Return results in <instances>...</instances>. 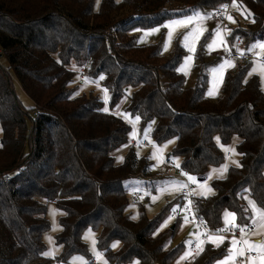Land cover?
<instances>
[{
    "label": "trees",
    "instance_id": "1",
    "mask_svg": "<svg viewBox=\"0 0 264 264\" xmlns=\"http://www.w3.org/2000/svg\"><path fill=\"white\" fill-rule=\"evenodd\" d=\"M230 1L101 0L95 11L93 0H0V56L7 63L6 69L0 65V264H51L75 255L92 264L82 237L86 229L96 233V248L107 264H173L185 251L181 242L173 244L180 219L162 227L183 199L174 197L148 217L143 202L131 201L124 185L151 177L149 159L138 157L133 146L122 163L111 156L129 143V124L112 112L124 95L140 131L154 121L153 142L173 139L168 156L197 180H206L209 169L229 156L222 148L239 140L240 167H228L223 178L212 180L210 195L194 197L211 229L221 226L226 210L238 224L248 223L247 196L264 208V91L249 75L248 61L236 62L210 99L207 65L197 66L195 84L185 87L177 71L182 48L174 46L165 56L158 45L138 46L129 34ZM236 3L244 19L229 40L241 38L245 46L264 40V0ZM76 64L84 67L86 81L107 90L105 102L92 89L75 94L81 83H75ZM9 72L32 101L30 108L16 97ZM130 202L137 205L136 219ZM49 203L62 212L54 237L61 250L51 260L42 255ZM203 248L188 264H214L227 254L225 243Z\"/></svg>",
    "mask_w": 264,
    "mask_h": 264
},
{
    "label": "rangeland",
    "instance_id": "2",
    "mask_svg": "<svg viewBox=\"0 0 264 264\" xmlns=\"http://www.w3.org/2000/svg\"><path fill=\"white\" fill-rule=\"evenodd\" d=\"M100 2H101V0H98V2H97V0H93V8H95V11H97L99 9L98 7L100 5ZM230 3L232 5V0L230 1ZM236 5H238V4L236 3ZM195 10L200 11L202 14L212 13L211 10L209 11L206 9H195ZM192 13L193 12L186 14V15H191ZM228 15H230L233 18L234 22L230 23L229 20L226 19V17L224 18L225 20L223 22H216L213 19H207V20L199 22V24L202 25L206 29V31H204V33L200 36L199 41L196 43L194 53H191L192 60L189 61L187 64H185V57L189 56L190 53L182 45V40H183L184 34L187 31H189L191 29V27L196 26V25H190L189 28L180 27V28L174 29L173 35L170 39V42H169L166 50L164 48V45H165V40L168 37V31L169 30L167 28L163 27V25L167 24L170 20L180 19V18L184 17L185 15H181L180 17L167 19V20H165V22H163L159 25L151 26L150 28H144V29L135 28L129 34L136 37V44L138 46H149L150 44L158 45L159 50L165 56L172 52L174 46H179L180 48H182L184 51V54H183L181 61L178 65L179 66L178 68H182V67L184 68V71H179V73L184 78L185 87H191L195 84V82H196L195 81L196 67L197 66L203 67V66L207 65L208 66V70H207L208 82H207L205 96H207L210 99H213V98L217 97L219 92H220L221 86H222L223 81H224L223 78H224L225 74L228 72V70H231L233 67L227 68L224 71L222 79H221L219 73L218 72L214 73L212 70L216 69L218 67V65L222 62V58H226L225 57V49L223 46H220V47L215 48V50L210 51V50H208L206 45L212 40V32H213V30L217 29L218 25L220 26L221 29H227V30L231 31V29L236 27L237 23L241 24L243 22V19H244L243 9H241V11L239 12V14L236 17L233 16V14H228ZM153 28H158L159 30L156 32H151L150 30ZM230 31H228L227 34L224 35V40H225L226 44H228L229 42H234L236 40V39H234L233 41L229 40L228 36L230 35L229 34ZM259 41H264V40H259ZM188 42L190 43L191 40H189ZM255 42H251V43L247 44L246 46L244 44H242V47H241V51H243L244 53H246L248 55V59L246 61H248V63L250 64V70L253 67V61L254 60L257 61V63L264 62V53H262L261 56H259V57L254 55L255 52H260L261 51L260 49H254L253 52L247 51L248 47ZM236 62L237 61H233L235 66L237 65ZM0 65L4 69L7 68L6 58L3 57L2 55L0 56ZM79 68L84 69V67L76 64L75 67L72 68V70H74L78 73ZM9 75L13 81L12 83H13V87H14V92H15V95L18 98L19 102H21L23 107L27 108V109L30 108L31 106H33L32 101H30L25 96L21 87H19L18 84L16 83V81L14 80L12 72H9ZM252 75L256 76L257 79H259L260 88L262 91H264V86H262V84H261L259 72L257 71L255 73H253ZM77 80L78 81L75 83L79 84V81H81V83H80V86H78L75 94L80 95L83 93H88L92 89V90H95V92H98L100 95L99 97L102 100H104V102H105L106 96H105L104 92L102 91L100 84L86 81L85 69H84V74L82 77H79V75L77 74ZM210 91L213 93L212 95L208 94ZM128 94H130V92H128ZM128 101H129V98L127 97V95L122 96L121 101L118 103L117 106L114 107L112 112L119 115L121 118L123 117V119L129 124L130 129H131L130 133L132 134L131 137H130V135L128 137L129 141H132L134 144H136L135 146H133V149H134L135 154L138 157L142 156V157H146L147 159H149V161L151 163V167H150L151 177L145 178V177L141 176L140 178H132L128 181H125L124 187L126 188V190H128V195H129V198L131 201H132L133 194H141L142 195V198H140V200L143 202V205L145 206L146 215L148 217H153L161 209L162 206L166 205V203L169 202L171 200V198H173L177 194L176 189L171 184L165 183V182L176 181V179L173 180V179H170L172 177L166 178V177L160 176L162 174H165L166 171L168 170V167L166 165V160H167V156L169 155V153H170L171 149L173 148L175 142L173 139L169 140V141H172V143H168L169 141H167L161 145H158L157 143L153 142V140L151 138V131H152V129H153L152 127L155 123L154 121L145 127V129L146 128L148 129L147 134L145 133V129L140 131L139 120L136 121L137 116H131L130 113L127 112L126 106L128 105ZM124 114H127V116H125ZM133 129H135V131H133ZM1 135H2V133L0 131V139H1ZM238 141L239 140L237 138H233L230 142V145L227 146V148H234L235 149V145L238 143ZM165 145H166V147H165ZM158 149H162V151H157ZM153 152L157 153L159 160L155 157L150 158V157H152ZM123 155H124V152L123 153L121 152L120 154H118L115 157V160L117 163H122L123 159L117 160V157H123ZM238 159H239V156H237V154L233 155L231 152H229L228 159L227 160L225 159L221 165L227 163L228 167L235 166V164L232 163V160L238 161ZM160 161H162V162H160ZM221 165L217 166L216 168H210L208 172L209 173L212 172L213 169H219ZM226 172L223 173V176L221 178H223L225 176ZM209 173H208L206 180H203L201 182H199L198 180L196 182H192L194 185V188H196L195 191L199 192L201 190L198 188V183L202 184V183L206 182L207 187H209L211 181L218 177V173H212L211 178H209ZM155 175L160 176V177H157V176L155 177ZM151 185L153 187L156 186L155 187V190H156L155 195L152 194V191L150 189ZM158 186L161 188H164L166 190L163 192H158L157 191ZM210 193H212V191ZM205 194H209V193L206 192ZM153 196L157 197L154 201L152 199ZM248 199H250V198L248 197ZM244 201L246 203V206L248 207L247 200L244 199ZM129 205H130L129 212L131 214V218L136 219L138 217L137 205H136V203H133V202H130ZM46 208H47L46 218H47L48 223L50 224V228L46 233L43 234L42 238H43V243L45 245V251L44 252H47L50 249L54 251L53 256L46 257V258L51 260V259H54L56 256H58L60 254V250H61V247L56 244L54 237L61 230L60 224L58 223V219L62 215V212H60L58 210V208L55 207V205L53 203L47 204ZM248 210H249V214H250L249 216H251V209L249 207H248ZM224 212L221 215L222 222H221L220 227H222V228L224 227V219H223ZM53 222H55V227L53 226ZM246 224L252 225L250 219H249L248 223L239 224V225L244 226ZM252 227H253V225H252ZM252 229H253L252 231L249 230V231H251V233L245 232V238L250 240V237H251L250 234H252L254 231L258 230L259 232L261 231L260 233H261V235H263V240H264V228L254 227ZM89 231H91L93 236L90 239H85L84 238L85 234L88 233ZM237 232H238L237 236L241 235L238 229H237ZM46 237H50L51 242L48 239H46ZM82 237H83V241L85 242V244L87 246L88 252L91 255L92 264H97L95 257L93 256L92 252L90 251L91 239L94 238L96 241V233H94L91 229H86L83 232ZM192 238H193V234L187 233V236L179 237L177 240L175 239L174 242H176V243L182 242L184 245V248L186 250L185 242L189 241V240L190 241L194 240ZM227 238L230 239L233 237H227ZM176 243H174V244H176ZM118 245L119 244H117V246ZM95 247H96V244H95ZM115 248H113V249H115ZM96 250H97V248H96ZM73 257H83V256L75 255ZM73 257H71L66 262H59V261L53 260L51 262V264H69L70 261H72V264H80L79 260L73 261L72 260ZM83 259H84V261L87 262V260L84 257H83ZM133 262L128 263V264H133Z\"/></svg>",
    "mask_w": 264,
    "mask_h": 264
},
{
    "label": "snow or ice",
    "instance_id": "3",
    "mask_svg": "<svg viewBox=\"0 0 264 264\" xmlns=\"http://www.w3.org/2000/svg\"><path fill=\"white\" fill-rule=\"evenodd\" d=\"M98 2V0H97ZM232 6L236 7V0H232ZM228 6L225 5H221V8L226 9ZM211 13L209 14H202L200 11L198 10H194L193 13L191 15H185L184 17L180 18V19H174V20H170L167 24L163 25V27L167 28L168 31V37L165 40V45L164 48L165 50L168 47V44L170 42V39L173 35V30L183 27V28H189L190 25H196L191 27V29L189 31H187L184 36H183V40H182V45L188 50V52L190 53L189 56L185 57V64H187L189 61L192 60V55L191 53H194L195 51V47H196V43L199 41L200 36L204 33V31H206V29L199 24L200 21H204L207 19L211 18ZM250 15V13H249ZM226 19L229 20L230 23L234 22L233 18L230 15L226 16ZM158 28H153L150 31L151 32H156L158 31ZM230 30L227 29H221L220 26H217V29L213 30L212 32V40L206 45V47L208 48V50H215V48L223 46L225 49V52L228 51V46L224 40V35L227 34V32ZM191 40V42L189 43L188 41ZM235 47V45H234ZM254 49H260V52H255L254 55L256 56H261L262 53H264V41H256L255 43H253L252 45H250L247 49L248 52H253ZM237 52L240 55H243V51H241L240 49L237 48ZM234 63L231 59L228 58H222V62L218 65V67L216 69H213L212 71L214 73L218 72L221 79L223 76L224 71L229 68V67H234ZM177 71H184V68H178ZM259 72L260 74V80H261V84L262 86H264V62H260L257 63V61H253V67L252 69L249 71V75H252L255 72ZM103 75H101L99 77V79H103ZM87 79V78H86ZM105 94L107 92V90H104ZM209 95H212L213 93L210 91L208 93ZM103 111L107 112L108 108H104ZM125 116H127V114H124ZM139 120V117H136V121ZM133 131H135V129H133ZM148 129H145V133L147 134ZM131 137V133L129 134ZM151 142V141H150ZM217 142L219 143V138H217ZM168 143H172V141H169ZM155 147V146H154ZM166 147V145H165ZM222 150L225 153H229L231 152L233 155H235V149L234 148H227V147H223ZM157 151H162V149H158ZM242 155V154H241ZM157 158L159 160V157L157 156L156 152H153L152 157L150 158ZM225 159H228V156H225ZM117 160H122V157H117ZM162 162V161H160ZM232 163L236 165V167H240V164L238 161L232 160ZM176 167L179 168V164H176ZM227 163L223 164L220 166L219 169H213L212 172L209 173V178H211L212 173H218V177L217 178H221L223 176V173L227 171ZM181 175L187 176V181L189 182H196L197 178L191 175H187L184 172H181ZM166 184H171L175 189L177 190H185L187 189L188 185L184 182H176V181H171V182H165ZM198 188L201 189L199 192L193 190L191 193L189 192H185L184 194V199L186 201L185 203V210L188 209L191 201L188 200V196L189 195H204L206 192L210 193L212 191V189L210 187H207L206 182L200 184L198 183ZM166 189L161 188V187H157V191L158 192H163ZM245 192H247L248 190L245 189ZM147 194V193H146ZM156 196H153L152 199L153 201L156 199ZM245 199L247 200L248 203V207L251 209V217H250V221L253 225V227H260V228H264V208H260L256 205V203L251 200L248 199V197H245ZM177 211L176 207L172 208V212L175 213ZM134 218V217H133ZM172 219V216L168 217V220ZM224 227L223 228H219L217 229L215 232H208V231H204L201 232L199 229L197 230V232L195 233L197 240H196V244H195V248L192 249L190 247H188L189 245L192 244V241H186L185 245H186V250L183 253L182 256L179 257L177 264H180L181 261L188 259L190 256L193 255H199L202 251H204L203 245L205 243H211L214 247H219L221 244L224 243L225 237L223 235L224 232H230L233 231L235 229H238L241 236L240 239H237L235 236H233V238L229 241V247L227 249V255H225L223 257V259H219L216 261V264H264V240H256V241H252L249 240L247 238H245V232H246V225L242 226L236 223V215L235 213L232 212H228L227 210L224 212ZM168 220H165L164 225L165 226L168 223ZM185 222H187V216H185ZM200 224L203 225L204 222L201 220ZM53 226L55 227V222H53ZM206 229V226H205ZM191 235V234H190ZM93 236V234L91 233V231H89L88 233L85 234V239H90ZM201 236H206V239H200L199 237ZM46 239H48L51 242V238L50 237H46ZM119 242L116 241L114 242L111 246L113 248H115L117 246ZM96 241L95 239H91V245H90V251L92 252L93 256L95 257L97 264H107V260L104 259L103 257V253L98 252L96 250L95 247ZM252 253H255V257H253ZM43 256L45 257H51L54 255V251L53 250H49L47 252H43L42 253ZM241 258V259H237V258ZM73 261L79 260L80 264H87L86 261H84L83 257H73L72 258ZM69 264H72V261L69 262ZM133 264H137V262H133Z\"/></svg>",
    "mask_w": 264,
    "mask_h": 264
},
{
    "label": "built area",
    "instance_id": "4",
    "mask_svg": "<svg viewBox=\"0 0 264 264\" xmlns=\"http://www.w3.org/2000/svg\"><path fill=\"white\" fill-rule=\"evenodd\" d=\"M227 5L228 7L226 9L221 8V6H219L217 9H215L214 11H212V15L210 19H213L216 22H223L226 17V15L228 14H232V13H239L241 11V7L239 5H236V7H233L231 5L230 2H225L222 3V5ZM235 45V47H234ZM242 45V40L241 38H237L234 42L228 43V51L225 52V57L228 59H231L232 61H237V62H242V61H246L248 59V55L246 53L243 52V55H240L237 52V48L240 49ZM241 50V49H240ZM1 52V49H0ZM84 74V69L79 68L78 70V75L79 77H82ZM39 114L38 111L34 112V116L36 117ZM176 160L175 158L172 157H168L166 160V165L168 167V171H167V175L168 176H173L176 179H178L180 182H184L188 185L187 189L185 190H178V194L179 196L183 199V204H179L176 205L175 207L177 208V211L175 213H173L171 211L170 216H172L171 220H176L177 218H179V216L182 214L183 217L185 218V216H187V221L188 223L194 228L195 232H197V230L199 229L201 232H204L205 230L208 232H215L217 229L222 228V227H218L217 229H211V227L209 226L208 222L206 221L205 218L201 217L198 213H197V207L196 204L194 203V195H189L188 196V200L191 201L189 207L187 210H185L184 206L186 203L185 199H184V194L185 192H189L191 193L193 190H195L196 188H194V185L192 182L187 181V176L181 175V172L186 173L187 175H191L190 172H188L187 170L183 171L180 168V164H179V168L176 167ZM7 180V177L5 178ZM142 198L141 194H133L132 199L133 200H138ZM203 221L204 224L201 225L200 221ZM206 226V229H205ZM249 230H251V226L248 225L246 227V232H248ZM237 229L230 231V232H224L223 235L224 237H237ZM200 239H206V236H201L199 237ZM195 244L196 242H192L191 245H189L190 248L194 249L195 248ZM253 257H255V253H252Z\"/></svg>",
    "mask_w": 264,
    "mask_h": 264
},
{
    "label": "crops",
    "instance_id": "5",
    "mask_svg": "<svg viewBox=\"0 0 264 264\" xmlns=\"http://www.w3.org/2000/svg\"><path fill=\"white\" fill-rule=\"evenodd\" d=\"M229 43H231V42H229ZM242 44H243V42H242ZM241 47H242V45H241ZM241 49V48H240ZM24 93V92H23ZM115 114V113H114ZM136 144H134L132 141H129V143H127V145H124L123 147H121V148H119V149H117V150H115L114 152H112L111 153V156L112 157H116L118 154H120L121 152L123 153H125L130 147H132V146H135ZM228 155V154H227ZM169 156H167V158H168ZM176 160V162L177 163H179L180 164V162H179V160L178 159H175ZM149 163H150V161H149ZM150 167H151V163H150ZM168 171V170H167ZM167 171H166V173L165 174H162V175H160L161 177H166V178H170V177H172V178H170V179H173V180H175L176 178L175 177H173V176H168L167 174ZM157 175H155V177H156ZM160 176H157V177H160ZM154 177V178H155ZM145 178H149V177H145ZM176 181L177 182H180L178 179H176ZM155 187L156 186H152L151 185V191H152V194L153 195H155V192H156V190H155ZM176 191H177V194L174 196V197H176V196H178L179 194H178V190L176 189ZM211 193H209V194H204V195H194V197H201V196H207V195H210ZM173 197V198H174ZM173 198H171V200L173 199ZM170 200V201H171ZM180 200V199H179ZM169 201V202H170ZM184 202V201H183ZM183 202H177V204H175L174 206H176V205H179V204H183ZM168 203V202H167ZM185 204V203H184ZM163 207V206H162ZM179 219H180V224L178 225V228H177V231H176V236H175V239L177 240L179 237H182V236H187V233H192L193 234V238L192 239H194V240H192V242H196V240H197V237H196V235H195V230H194V228L188 223V221L187 222H185V218L183 217V215L181 214L180 216H179ZM170 221V222H169ZM168 221V223H167V225H170V224H172V220H169ZM248 225H250V224H246V226H248ZM251 226V231L253 230L252 228H254V227H252V225H250ZM251 231H248L249 233H251ZM261 232V231H260ZM258 230L257 231H254L252 234H250V240H252V241H256V240H263V235H261V233H260ZM248 233V234H249ZM195 235V236H194ZM240 236L241 235H238L236 238L237 239H240ZM175 239H174V241H175ZM232 238H230V239H228L227 237H225V240H224V243H225V247L228 249V247H229V241L231 240ZM173 241V244L174 243H176V242H174ZM182 243V242H181ZM176 244H178V243H176ZM176 244H174V245H176ZM183 244V243H182ZM206 244V243H205ZM205 244L203 245V247L205 246ZM212 247H214L211 243H209ZM215 248V247H214ZM183 255V253H181L176 259H175V261L173 262V264H177V261H178V259H179V257L180 256H182ZM227 255V254H226ZM196 255H193V256H190L188 259H186V260H183V261H181L180 262V264H188L189 262H191L192 260H193V258L195 257ZM225 256V255H224ZM223 256V257H224ZM223 257H221V258H219V259H223ZM238 260L239 259H241V258H237ZM214 264H216V261L214 262Z\"/></svg>",
    "mask_w": 264,
    "mask_h": 264
},
{
    "label": "water",
    "instance_id": "6",
    "mask_svg": "<svg viewBox=\"0 0 264 264\" xmlns=\"http://www.w3.org/2000/svg\"><path fill=\"white\" fill-rule=\"evenodd\" d=\"M203 180H205V178H202L201 180H198V181L201 182V181H203ZM172 228H173V226H172Z\"/></svg>",
    "mask_w": 264,
    "mask_h": 264
},
{
    "label": "bare ground",
    "instance_id": "7",
    "mask_svg": "<svg viewBox=\"0 0 264 264\" xmlns=\"http://www.w3.org/2000/svg\"><path fill=\"white\" fill-rule=\"evenodd\" d=\"M228 156V155H227Z\"/></svg>",
    "mask_w": 264,
    "mask_h": 264
}]
</instances>
